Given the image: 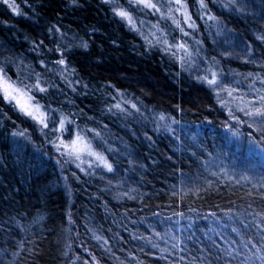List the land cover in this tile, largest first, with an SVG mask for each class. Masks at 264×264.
<instances>
[{
    "label": "trees",
    "instance_id": "obj_1",
    "mask_svg": "<svg viewBox=\"0 0 264 264\" xmlns=\"http://www.w3.org/2000/svg\"><path fill=\"white\" fill-rule=\"evenodd\" d=\"M0 71V264H264V0H0Z\"/></svg>",
    "mask_w": 264,
    "mask_h": 264
},
{
    "label": "rangeland",
    "instance_id": "obj_2",
    "mask_svg": "<svg viewBox=\"0 0 264 264\" xmlns=\"http://www.w3.org/2000/svg\"><path fill=\"white\" fill-rule=\"evenodd\" d=\"M180 14L183 16L185 20L184 24L188 26L189 25L188 24L189 21L187 17L188 15L186 14L185 10L183 9V11H181ZM185 25L182 26L184 28L183 30H185L184 27ZM0 89L2 90L5 97L13 100L16 103V105L19 107V109H21L24 113L28 114L29 116H32L36 121L44 118V113L41 110L40 106L37 103H35L26 92L16 87L12 83L8 82L7 78L5 77V75L2 74L1 71H0ZM80 140L81 139L79 138L76 139L74 142L72 140L70 144L72 145V148L75 151L79 153H83L86 150L84 148L86 147V143Z\"/></svg>",
    "mask_w": 264,
    "mask_h": 264
}]
</instances>
